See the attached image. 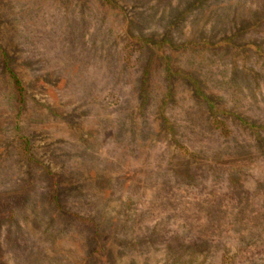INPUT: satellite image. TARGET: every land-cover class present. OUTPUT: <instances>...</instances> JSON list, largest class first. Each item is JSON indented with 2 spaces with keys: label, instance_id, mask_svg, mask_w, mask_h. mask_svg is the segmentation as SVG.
Returning a JSON list of instances; mask_svg holds the SVG:
<instances>
[{
  "label": "rangeland",
  "instance_id": "1",
  "mask_svg": "<svg viewBox=\"0 0 264 264\" xmlns=\"http://www.w3.org/2000/svg\"><path fill=\"white\" fill-rule=\"evenodd\" d=\"M0 46V264H264V0H0Z\"/></svg>",
  "mask_w": 264,
  "mask_h": 264
},
{
  "label": "trees",
  "instance_id": "2",
  "mask_svg": "<svg viewBox=\"0 0 264 264\" xmlns=\"http://www.w3.org/2000/svg\"><path fill=\"white\" fill-rule=\"evenodd\" d=\"M0 53L3 59L4 72L7 76L8 83L17 99L19 106H24L26 102V86L24 85L21 77L17 74L11 64V59L8 53L0 46ZM22 109V107H20Z\"/></svg>",
  "mask_w": 264,
  "mask_h": 264
}]
</instances>
